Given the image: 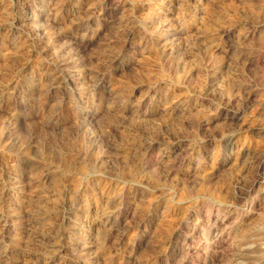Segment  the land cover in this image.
Listing matches in <instances>:
<instances>
[{"label":"rangeland","instance_id":"374dc122","mask_svg":"<svg viewBox=\"0 0 264 264\" xmlns=\"http://www.w3.org/2000/svg\"><path fill=\"white\" fill-rule=\"evenodd\" d=\"M0 230V264H264V0H0Z\"/></svg>","mask_w":264,"mask_h":264},{"label":"bare ground","instance_id":"6f19581e","mask_svg":"<svg viewBox=\"0 0 264 264\" xmlns=\"http://www.w3.org/2000/svg\"><path fill=\"white\" fill-rule=\"evenodd\" d=\"M25 17V16H24ZM201 22V21H200ZM40 24V23H39ZM164 24V23H163ZM32 25V24H31ZM199 25V24H198ZM201 25V24H200ZM201 27V26H200ZM205 27V26H204ZM203 28V27H202ZM9 49V48H8ZM163 49V48H162ZM15 50V49H14ZM15 70V69H14ZM22 70V69H21ZM28 78V77H27ZM53 78V77H51ZM52 80V79H50ZM217 87V86H216ZM238 90V89H237ZM58 96V95H57ZM93 118H96V115L95 114H92ZM169 119V118H168ZM87 121V119H85V122ZM173 125V124H172ZM124 142V140H123ZM63 156V155H62ZM125 156V155H124ZM76 163V162H75ZM160 166V165H159ZM164 169V168H163ZM149 172V171H148ZM256 172V171H255ZM188 179V178H187ZM186 179V180H187ZM28 189V188H27ZM59 190V189H58ZM36 199V198H35ZM113 201V200H112ZM253 203H255L254 206H252L253 210L254 211H257L258 210V207H259V202L256 201V198L253 199ZM14 214V213H13ZM13 216V215H12ZM117 217V216H116ZM105 218V217H104ZM104 220V219H103ZM109 220V219H108ZM113 221V220H112ZM15 223V222H14ZM49 223V222H48ZM50 226V225H49ZM183 226V225H182ZM212 227V226H211ZM184 228V227H183ZM1 231V230H0ZM200 236V235H199ZM198 237V236H197ZM1 238V237H0ZM31 238V237H30ZM200 238V237H199ZM195 239V238H194ZM196 240V239H195ZM201 240V239H200ZM33 241V240H32ZM210 241V240H209ZM41 242V241H40ZM207 242V241H206ZM198 245V244H197ZM78 250V248H76ZM172 260V259H171Z\"/></svg>","mask_w":264,"mask_h":264}]
</instances>
